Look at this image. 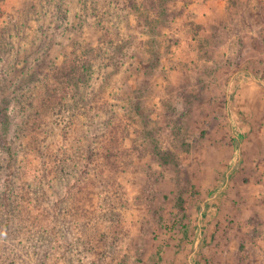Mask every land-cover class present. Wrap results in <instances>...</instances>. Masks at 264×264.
<instances>
[{"label": "rangeland", "instance_id": "1", "mask_svg": "<svg viewBox=\"0 0 264 264\" xmlns=\"http://www.w3.org/2000/svg\"><path fill=\"white\" fill-rule=\"evenodd\" d=\"M196 262L264 264V0H0V264Z\"/></svg>", "mask_w": 264, "mask_h": 264}, {"label": "water", "instance_id": "2", "mask_svg": "<svg viewBox=\"0 0 264 264\" xmlns=\"http://www.w3.org/2000/svg\"><path fill=\"white\" fill-rule=\"evenodd\" d=\"M240 155H241V148L239 147V158H238V160L236 161V163L233 165V167L231 168V169H229V171H228V173H227V180H226V184L229 182V180H230V173H231V171L233 170V168L238 164V162H239V160H240ZM224 190V188H222L221 190H219L217 193H215L214 195H212L204 204H203V206H202V208H201V213L203 212V210H204V208H205V206H206V204L210 201V200H212V199H214V198H216L218 195H220L221 193H222V191Z\"/></svg>", "mask_w": 264, "mask_h": 264}, {"label": "trees", "instance_id": "3", "mask_svg": "<svg viewBox=\"0 0 264 264\" xmlns=\"http://www.w3.org/2000/svg\"><path fill=\"white\" fill-rule=\"evenodd\" d=\"M76 73H77V72H76ZM76 73H75V74H76ZM75 74H74V75H69L70 78L73 79V81H74V79H75V78H74ZM67 77H68V75H67ZM70 78H69V79H70ZM76 83H77V85L79 84V82H75V84H76ZM54 100H57V99L54 98ZM54 100H53V101H54ZM187 231H188V229L185 228V229H184V233L187 234V233H188ZM196 264H199V263L196 262Z\"/></svg>", "mask_w": 264, "mask_h": 264}]
</instances>
